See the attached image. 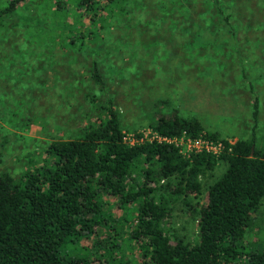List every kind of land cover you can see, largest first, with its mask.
Masks as SVG:
<instances>
[{
	"label": "trees",
	"instance_id": "1",
	"mask_svg": "<svg viewBox=\"0 0 264 264\" xmlns=\"http://www.w3.org/2000/svg\"><path fill=\"white\" fill-rule=\"evenodd\" d=\"M25 1L32 0H8L0 6V26ZM113 1L55 0L56 7L72 9L77 17L76 25L55 18L60 31L67 29L62 42L73 44L74 35L84 33L80 18L93 24L88 29L95 24L103 28L113 14L109 6ZM218 12L224 29L212 30L211 37H206L209 27L200 28L188 18L190 14L191 27L182 24L169 30L168 37L185 38L180 60L189 59L196 74L207 62L229 65L236 54L230 14ZM58 32L48 38L57 42ZM98 65L96 59L91 61L90 77L103 87ZM240 70L245 73L243 66ZM221 71V80L216 81H224L226 74L236 80L231 65ZM43 81L28 80L32 93ZM253 87L251 83L249 88ZM90 96L88 102L96 100V95ZM258 108L254 95V127ZM102 109L104 113L91 117L76 135L48 142L42 162L19 177L0 171V264H132L123 253L124 238L120 240L119 234L135 249L134 264H264V244L255 246L246 239L264 203V137L252 129L250 136L231 141L205 130L197 116H181L169 99L156 98L149 112L152 131L167 137L185 132L221 143L217 152L202 149L187 156L173 142L125 138L112 97L105 99ZM218 161L225 163L224 171L208 185L205 199L193 207L192 197L202 190L200 176ZM110 195L116 197L120 215L108 209ZM180 200L198 214L193 241L174 234L170 227L172 204Z\"/></svg>",
	"mask_w": 264,
	"mask_h": 264
},
{
	"label": "rangeland",
	"instance_id": "2",
	"mask_svg": "<svg viewBox=\"0 0 264 264\" xmlns=\"http://www.w3.org/2000/svg\"><path fill=\"white\" fill-rule=\"evenodd\" d=\"M7 3L8 0H0V6ZM109 6L113 14L103 28H95V24L94 29H88L93 24L80 18L79 29L84 33L75 34L77 40L69 45L60 39L67 29L60 31L61 26L54 21L65 18L76 25L77 17L72 9L56 7L55 0L25 1L4 19L0 26V171L19 177L32 169L42 162L48 142L76 135L91 117L104 113L102 105L108 96L120 112L127 137L140 133L148 137L152 133L149 112L156 98L169 99L183 116L185 106L178 100V93L185 82L190 84L194 79L213 83L216 110L228 102L222 97L225 93L230 92L235 98L244 88L249 97L258 93L260 102H264V0H114ZM219 10L230 14L236 38V54L229 52L232 57L228 63L232 74L236 72L235 81L226 74V79L218 82L221 69L229 68L225 63L219 64L220 69L216 63L207 62L196 74L189 59L180 60L186 48L185 38L168 37L169 30L189 25V14L188 18L200 28L209 27L206 37H211L212 30L224 29ZM58 30L57 42L51 41L49 34ZM212 58L207 57V61ZM94 59L105 79L103 87L90 77ZM240 66L245 69L244 74ZM30 78L44 80L33 93L28 85ZM90 95H96V100L88 102ZM246 114L244 108L228 114L216 112L215 116H222L218 119L224 122L218 123L226 130L249 135L254 129L259 137H264L259 125L262 120L254 127ZM224 169L225 163L218 161L212 170L200 176L202 190L198 197H192L193 207L197 208L205 199L208 185ZM115 202V196L107 197L108 209L117 216L121 211ZM197 217L192 207L176 201L172 204L171 230L193 241ZM255 217L246 239L256 246L264 244V203ZM118 238H124L123 253L134 264L135 249L129 248L126 236L119 234Z\"/></svg>",
	"mask_w": 264,
	"mask_h": 264
},
{
	"label": "crops",
	"instance_id": "3",
	"mask_svg": "<svg viewBox=\"0 0 264 264\" xmlns=\"http://www.w3.org/2000/svg\"><path fill=\"white\" fill-rule=\"evenodd\" d=\"M213 83L210 82L207 79L199 78L194 79L191 81L190 84L184 83V86L180 90V93H178V100L180 103H183L182 105L184 107V115L183 116H189V115H195L197 116L202 126L205 130L217 132L220 137L227 138L231 141L236 140L237 138H244L250 136L247 134L242 135V132H237L233 129H224V126H219L218 122H224L223 119H218V117H222L217 114H228L229 112H232L234 110L242 111L244 108L247 111L246 119L248 123L253 124L252 120V101L254 99V95L258 96V102H259V108H258V118H257V124L260 123V120L262 122L259 124L261 127V131L264 130V102H260V98L258 93H255L253 97H249L248 89L246 90L244 88L243 92L234 98L231 94L232 93H225L224 96H222L226 101L223 102L222 108L218 107L220 110H216V94H213L212 91ZM230 97H229V96ZM232 99V100H229ZM216 110V111H215ZM222 110V111H221ZM225 112V113H224ZM215 116V117H214ZM259 119V122H258ZM258 128V127H257Z\"/></svg>",
	"mask_w": 264,
	"mask_h": 264
},
{
	"label": "built area",
	"instance_id": "4",
	"mask_svg": "<svg viewBox=\"0 0 264 264\" xmlns=\"http://www.w3.org/2000/svg\"><path fill=\"white\" fill-rule=\"evenodd\" d=\"M184 133L185 132H183L181 135H174L172 137H167L155 131H152V133H150L148 137H147L148 134L143 135L142 133H140L139 135L133 134V136H128V137L125 136V138L129 139L131 142L135 140H143V138H149V139L156 138L158 140L173 142L175 143V145H178L180 151L187 156L191 152H197L202 149L212 152H217L220 149L221 146L220 142L215 143L206 136L199 135L197 137H191L185 135Z\"/></svg>",
	"mask_w": 264,
	"mask_h": 264
}]
</instances>
